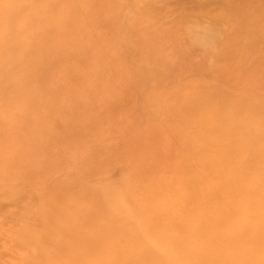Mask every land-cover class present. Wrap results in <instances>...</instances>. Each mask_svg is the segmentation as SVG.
I'll list each match as a JSON object with an SVG mask.
<instances>
[{
  "label": "rangeland",
  "instance_id": "374dc122",
  "mask_svg": "<svg viewBox=\"0 0 264 264\" xmlns=\"http://www.w3.org/2000/svg\"><path fill=\"white\" fill-rule=\"evenodd\" d=\"M0 147L3 264H264V0H0Z\"/></svg>",
  "mask_w": 264,
  "mask_h": 264
},
{
  "label": "bare ground",
  "instance_id": "6f19581e",
  "mask_svg": "<svg viewBox=\"0 0 264 264\" xmlns=\"http://www.w3.org/2000/svg\"><path fill=\"white\" fill-rule=\"evenodd\" d=\"M222 7V6H221ZM239 79V78H238ZM186 101H179L177 105L183 106L187 105ZM19 154V153H18ZM3 152L2 148L0 147V264H3V256L4 253L2 251L3 248V235H4V215L3 211L5 209V198H6V191H5V168H4V159H3ZM241 253V252H240Z\"/></svg>",
  "mask_w": 264,
  "mask_h": 264
}]
</instances>
